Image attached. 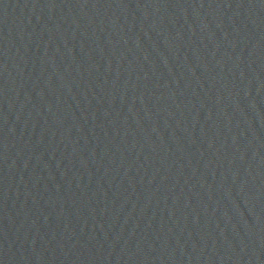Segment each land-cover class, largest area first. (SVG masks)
<instances>
[{
	"label": "water",
	"instance_id": "obj_1",
	"mask_svg": "<svg viewBox=\"0 0 264 264\" xmlns=\"http://www.w3.org/2000/svg\"><path fill=\"white\" fill-rule=\"evenodd\" d=\"M0 264H264V204L158 0H0Z\"/></svg>",
	"mask_w": 264,
	"mask_h": 264
}]
</instances>
